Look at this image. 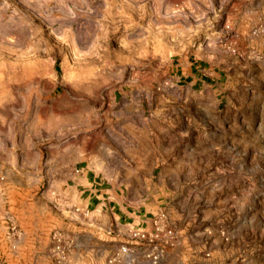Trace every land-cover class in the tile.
<instances>
[{"label":"rangeland","instance_id":"rangeland-1","mask_svg":"<svg viewBox=\"0 0 264 264\" xmlns=\"http://www.w3.org/2000/svg\"><path fill=\"white\" fill-rule=\"evenodd\" d=\"M99 1L106 0L90 9L83 0H0V139L12 140L13 128L40 145L81 142L83 158L90 149L106 153L102 143L124 135L118 107L131 99L118 93L114 104L111 89L121 84L114 75L147 73L142 84L152 91L137 101L163 167L113 181L132 205L159 204L184 230L180 264H264V0H166V10L164 0L128 1L127 12L138 7L146 17V33L131 39L138 49H128L129 32L116 20L125 7L108 11ZM140 52L149 58L128 66L124 60ZM191 74L205 83L193 85ZM52 184L45 177L34 191L0 199L2 220L11 213L23 231L12 249L6 223L10 256L0 264H58L47 255L56 228L74 237L71 254L76 237L61 227ZM36 219L26 250L24 227Z\"/></svg>","mask_w":264,"mask_h":264},{"label":"crops","instance_id":"crops-1","mask_svg":"<svg viewBox=\"0 0 264 264\" xmlns=\"http://www.w3.org/2000/svg\"><path fill=\"white\" fill-rule=\"evenodd\" d=\"M128 1L138 4L145 0H106L105 2L99 1V5H106L108 11L116 7L120 9L125 7L127 14L117 17L116 20L120 19L119 24H122L129 32L128 49H138L140 47L137 45L138 42L131 39L139 38L141 34L146 33V17L138 7L127 12ZM192 1L195 4L203 2V0ZM83 2L90 9L96 3L95 0H83ZM166 3L167 1L164 0L163 10H166ZM112 4L115 8L111 6ZM100 15L101 12L97 8L92 17L98 18ZM146 58L149 57L140 52L129 55L124 61L128 66H132ZM191 70L198 71L199 69L198 66L193 65ZM191 76L190 83L195 82L196 84L199 81L205 83L202 75L196 77V74H191ZM114 78L121 81L120 85L113 86L111 89L114 104L117 102L118 93L122 96L131 94V99L128 100L126 106L118 107V113L122 117L120 128L124 135H113L112 142L102 143V146L107 148L106 153L90 149V153L83 158L84 146L81 142L40 145L35 140L24 141L23 138H19L13 128L12 140L0 139V175L6 176L5 192L34 191L39 188L45 177L52 181V188L60 196L61 210L65 213L61 227L71 231L76 237V245L69 257L70 264H105L120 245L132 242V230L152 231L153 218L160 210L159 204L143 202L139 205H132L125 197L122 187L117 186L113 181V177L118 182L119 178L128 177V173H155L157 168L163 167L159 162L160 159L156 158V149L152 148L151 144L155 130L152 123L145 117L144 105L138 104V97L141 99V96L136 95L137 93L140 95L142 91H148V93L152 91L148 84H142L148 83L151 76L133 70L127 74H115ZM2 81L0 76V90L4 88ZM132 87H134V94L133 91H129ZM59 111L67 112L66 105H63ZM137 119L141 124L136 126ZM63 125H66L65 120H63ZM14 134L17 138L13 137ZM89 148L90 146L87 149ZM4 166H8L10 170L3 172ZM22 172L29 176V184L25 183L19 175ZM173 173L178 172L174 170ZM0 209L3 210L1 203ZM172 225L179 235L168 245L167 257L163 264H172L176 259L180 261V254L185 253L187 240L183 234L184 230L179 231L177 226ZM38 229L37 219L30 224L27 223L24 227L26 238L23 245L26 250L32 247L31 242H34L32 237ZM6 230V221H3L0 216V257L10 256V253H7L8 247L4 246ZM41 231L45 234L46 226L43 225ZM43 238L48 239L47 236ZM48 240L50 246V237ZM47 255H50L49 250ZM9 262H12V259ZM134 264L145 263L142 259H136ZM175 264H180V262L176 261Z\"/></svg>","mask_w":264,"mask_h":264},{"label":"built area","instance_id":"built-area-1","mask_svg":"<svg viewBox=\"0 0 264 264\" xmlns=\"http://www.w3.org/2000/svg\"><path fill=\"white\" fill-rule=\"evenodd\" d=\"M6 177L0 175V199L5 195ZM8 224V239L12 249H16L23 237L17 219L11 213L4 217ZM152 231L134 229L131 231L132 242H126L110 255L105 264H134L141 258L145 264H160L167 253V247L175 240L176 231L170 224L168 212L160 210L152 221ZM75 244L74 237L64 229L56 228L50 234L49 252L58 263L67 261L70 251Z\"/></svg>","mask_w":264,"mask_h":264}]
</instances>
